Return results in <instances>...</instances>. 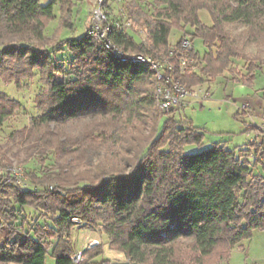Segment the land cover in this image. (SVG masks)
Listing matches in <instances>:
<instances>
[{
	"label": "trees",
	"instance_id": "obj_1",
	"mask_svg": "<svg viewBox=\"0 0 264 264\" xmlns=\"http://www.w3.org/2000/svg\"><path fill=\"white\" fill-rule=\"evenodd\" d=\"M59 1L57 34L73 28L75 7L74 0ZM55 4L0 0V78L19 89L36 75L44 84L35 99L39 112L13 134L29 135L24 156L40 169H16L0 144V264H46L47 255L57 264H76L77 228L101 230L131 264L228 259L254 230H264V175L244 159L245 150L223 143L186 153L187 145L203 146L205 137L183 118L186 107L163 113L149 66L120 61L88 30L61 39L47 35ZM109 5L116 8L112 0ZM151 9L132 0L134 27L114 36V43L156 56L169 55L174 31L176 46L191 39L198 70L182 73L173 61L174 76L189 91L228 72L244 85L256 80L261 61L251 59L245 47L264 43V0H154ZM201 11L208 12L211 25ZM233 24L259 34H233L228 29ZM140 26L148 31L147 40ZM235 59L250 62L246 74L230 70ZM23 106L0 91V129ZM83 120L78 132L68 128ZM146 120L153 128L142 143L133 132L140 133ZM249 144L247 157L253 153ZM254 164L264 168L256 159ZM185 241L190 246L183 254L179 247ZM101 253L102 244L88 248L79 264H93Z\"/></svg>",
	"mask_w": 264,
	"mask_h": 264
},
{
	"label": "rangeland",
	"instance_id": "obj_2",
	"mask_svg": "<svg viewBox=\"0 0 264 264\" xmlns=\"http://www.w3.org/2000/svg\"><path fill=\"white\" fill-rule=\"evenodd\" d=\"M135 1L139 2L145 9L150 10L154 0ZM52 2H56V18L47 27V35H58L60 39L65 37H77L90 28L96 0H74L75 7L72 12L73 28L62 29L59 34H57L56 30L61 22L62 11L60 8V1L39 0L42 6H46ZM125 2L128 7L132 0H125ZM200 17L207 25L212 24V19L207 11H201ZM142 29L145 30L144 39L147 40L148 31L145 27ZM228 29L231 30L233 34H259V31H253L249 27L240 24L230 25ZM178 37L179 35L176 31L171 34L169 51L176 45L175 41ZM194 43L200 51H205L202 40L197 39ZM245 53L248 54L251 59H260L262 65L252 85H244L242 82L229 79L232 75L228 72L218 77L213 82L199 86L194 91L197 92L199 96L190 101V105L182 111V116L185 120L191 122L194 127L204 131L205 137L203 146L199 147L194 144L187 145L185 147V152L192 154L213 144L223 143L230 150H245L243 154L244 159H247L251 163L256 173L264 175V168L262 165L258 164L255 166V159L253 156H245L250 149L249 141L253 133L250 126L259 123L264 116V114L261 113L262 109H264V43L259 44V42H257L248 44L245 47ZM154 54L158 57L167 56L166 52H156ZM249 65V61L235 59L230 70L246 74ZM43 88L44 84L40 81L39 75H36L33 79L25 80L22 89H19L14 83L0 78V91L20 100L24 105L22 110L0 129V144L6 151L7 156L13 161L15 168L21 169L23 172L28 169L39 170L41 165L36 160H28L24 156V149L31 141L29 135L13 136V134L24 127H28L32 116L39 112L35 99ZM245 105L249 106L247 110H243V106ZM176 117H180L179 113H177ZM148 120H146L145 124H141V127H143L140 133L137 131L133 132V135L139 136L138 140L142 143V139L145 140L147 135H151L153 128L151 124H147L149 122ZM84 123V120L80 121L78 124L73 123V125L68 128H70L72 132H78L80 130L79 126ZM119 146L116 147L113 152L118 151ZM73 242L76 249L75 254L83 253L88 248H96L102 244V253L95 257L93 264H104V261H111L112 263L128 261L125 259L123 252L112 249L109 246L107 237L101 230L77 228L73 233ZM189 246V241H185L181 244L179 249H181V252L184 254L185 251H189L187 249ZM84 258L85 256H83L77 264L82 263ZM218 260V255H216V264ZM46 264H57V262L53 256L47 255ZM220 264H264V230H254L252 238L242 241L232 250L229 258L222 261Z\"/></svg>",
	"mask_w": 264,
	"mask_h": 264
},
{
	"label": "built area",
	"instance_id": "obj_3",
	"mask_svg": "<svg viewBox=\"0 0 264 264\" xmlns=\"http://www.w3.org/2000/svg\"><path fill=\"white\" fill-rule=\"evenodd\" d=\"M110 1L96 0L88 29L90 35L120 61L149 66L156 80L154 92L157 107L163 113L172 114L178 108L188 107L189 99H196L199 95L197 92L189 91L174 76L177 68L173 61L178 62L182 73H194L198 70L199 64L191 56L194 47L192 40L183 39L180 46L175 45L166 57L127 52L114 43L113 37L117 34H126L133 29L134 22L130 17L125 0H112L116 5L114 10L109 5ZM139 32L144 37L145 30L140 29ZM248 107V105L243 106V110H247ZM250 128L253 130L249 141L253 146L252 156L264 164V118L261 122L251 125ZM82 257L83 254L78 253L74 255L73 260L77 264Z\"/></svg>",
	"mask_w": 264,
	"mask_h": 264
},
{
	"label": "water",
	"instance_id": "obj_4",
	"mask_svg": "<svg viewBox=\"0 0 264 264\" xmlns=\"http://www.w3.org/2000/svg\"><path fill=\"white\" fill-rule=\"evenodd\" d=\"M111 264H131L129 261H125V262H113Z\"/></svg>",
	"mask_w": 264,
	"mask_h": 264
},
{
	"label": "crops",
	"instance_id": "obj_5",
	"mask_svg": "<svg viewBox=\"0 0 264 264\" xmlns=\"http://www.w3.org/2000/svg\"><path fill=\"white\" fill-rule=\"evenodd\" d=\"M230 78H231V77H230ZM230 78H229V79H230ZM263 107H264V106H263ZM261 113L264 114V109H262V112H261ZM263 118H264V116H263ZM263 118H261L260 122L262 121Z\"/></svg>",
	"mask_w": 264,
	"mask_h": 264
}]
</instances>
